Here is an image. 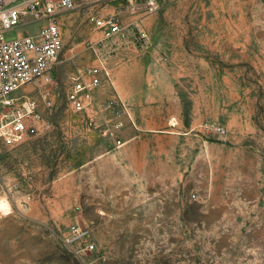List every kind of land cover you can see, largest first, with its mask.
<instances>
[{"label":"rangeland","instance_id":"obj_1","mask_svg":"<svg viewBox=\"0 0 264 264\" xmlns=\"http://www.w3.org/2000/svg\"><path fill=\"white\" fill-rule=\"evenodd\" d=\"M156 1L147 12L145 0H75L59 14L64 49L51 106L33 84L14 94L35 99L51 128L0 154L8 202L0 264H264V31L243 63L241 47L229 45L241 4ZM89 13L116 18L128 37L108 57L109 78L92 103L77 111L66 99L69 76L95 62L91 44L102 38ZM205 23L209 68L198 70L197 56L158 54L161 40L188 28L200 44ZM38 26L26 18L4 37ZM138 30L149 35L146 49L134 41ZM116 121L120 145L103 134ZM74 225L89 231L92 250L66 241Z\"/></svg>","mask_w":264,"mask_h":264},{"label":"built area","instance_id":"obj_2","mask_svg":"<svg viewBox=\"0 0 264 264\" xmlns=\"http://www.w3.org/2000/svg\"><path fill=\"white\" fill-rule=\"evenodd\" d=\"M132 1V0H128ZM75 0H0V154L7 148L18 146L28 138L47 132L51 122L36 111V100L23 93L14 96L24 85L33 84L39 94L49 99L50 86L54 83V68L61 59L64 42L58 16L75 7ZM147 12L157 9L156 0H145ZM29 18L39 23L34 33H19L7 40L4 33L16 28ZM92 26L102 33V38L91 44L92 65L78 69L69 76L70 87L66 99L74 110L81 111L94 99V90L108 79L110 72L108 57L118 52L128 37L119 20L105 18L94 13L88 14ZM27 24V22H24ZM134 41L141 48H148V36L138 30ZM47 87H43V86ZM17 103L22 107L16 112ZM124 126L116 121L105 128L103 134L122 144L117 132ZM223 131L221 127L216 128ZM66 241L70 244L85 242V249L92 250L94 244L89 240V231L77 225L69 229Z\"/></svg>","mask_w":264,"mask_h":264},{"label":"crops","instance_id":"obj_3","mask_svg":"<svg viewBox=\"0 0 264 264\" xmlns=\"http://www.w3.org/2000/svg\"><path fill=\"white\" fill-rule=\"evenodd\" d=\"M234 3L241 4L242 11V21L239 23H232L229 25L230 28L236 30L237 39L234 44V41L229 45H235L237 47H241V49H237L238 55H240V61L244 63L245 61V49L250 46H254L255 42L258 41V37H260V32L264 31V0H232ZM211 8V7H210ZM230 14L234 13L236 16L240 14V8L237 5L233 7L229 6L226 8ZM206 15V12H205ZM158 26V25H157ZM202 25H199L201 27ZM166 27L161 30L167 29L168 26H158ZM204 27V40H198L200 44L195 45V41L192 39L193 34L190 33V29H184L179 32L173 38H165L160 41L159 46L160 50H158V54L168 56V58H173L174 60L191 58L193 56H197V62L195 63L198 70L209 68L211 64L207 62V58L210 59L212 57V47H213V25L212 23H205ZM258 32V33H257ZM149 36V35H147ZM167 36V35H166ZM225 41V40H224ZM149 42V40H148ZM125 43V42H124ZM202 45V46H201ZM198 48V50H195ZM204 47V49H201ZM208 47V51L207 48ZM133 49V50H132ZM131 51H136L135 48L131 46ZM184 64V63H180ZM192 68V65H190ZM242 77L244 78V72H242ZM239 92L237 93V96ZM244 95V94H243ZM36 136H32L28 138L24 143L28 142V144L32 143L36 139ZM22 143V144H24ZM21 145V144H20ZM253 155H258L253 152ZM260 156L258 155V158ZM258 167V165H257Z\"/></svg>","mask_w":264,"mask_h":264},{"label":"bare ground","instance_id":"obj_4","mask_svg":"<svg viewBox=\"0 0 264 264\" xmlns=\"http://www.w3.org/2000/svg\"><path fill=\"white\" fill-rule=\"evenodd\" d=\"M1 211L4 213L8 211V202L3 199L0 201V212Z\"/></svg>","mask_w":264,"mask_h":264}]
</instances>
